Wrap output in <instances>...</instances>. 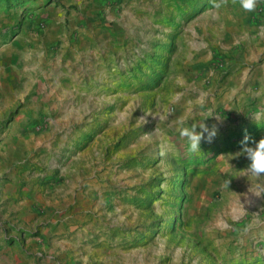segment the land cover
<instances>
[{
	"label": "rangeland",
	"instance_id": "rangeland-1",
	"mask_svg": "<svg viewBox=\"0 0 264 264\" xmlns=\"http://www.w3.org/2000/svg\"><path fill=\"white\" fill-rule=\"evenodd\" d=\"M218 2L0 0V264H264V0Z\"/></svg>",
	"mask_w": 264,
	"mask_h": 264
},
{
	"label": "clouds",
	"instance_id": "clouds-1",
	"mask_svg": "<svg viewBox=\"0 0 264 264\" xmlns=\"http://www.w3.org/2000/svg\"><path fill=\"white\" fill-rule=\"evenodd\" d=\"M232 2L237 3V0H232ZM260 2L261 0H238L240 8L245 12H255ZM225 4H227V0H219V2L215 3L213 6L219 9ZM170 114L171 113H169V115ZM216 117L218 120L220 119V117ZM162 118L166 117L159 116V120ZM175 123L177 126L176 130L179 132V137L185 142L186 150L189 154L201 152V141L207 139L211 142L217 134L216 125L209 127L203 120L186 126L189 124V120L182 117L177 119ZM197 127L200 129L199 131H197ZM248 139V136L244 137V140L241 141L243 145L242 148L235 154L237 157L243 155L249 161L246 168L240 169L242 174L239 176H246L250 180V192L254 193L256 196H262L264 195V137H261L258 141H253L251 145L248 143ZM253 181H255V183H253ZM229 183L230 179L227 181V186Z\"/></svg>",
	"mask_w": 264,
	"mask_h": 264
},
{
	"label": "crops",
	"instance_id": "crops-1",
	"mask_svg": "<svg viewBox=\"0 0 264 264\" xmlns=\"http://www.w3.org/2000/svg\"><path fill=\"white\" fill-rule=\"evenodd\" d=\"M82 3H84L83 7L85 10L80 16L81 30L84 38L83 41L87 42L91 34L94 35L98 30H104L102 26L107 24V0H82ZM100 34L97 33V37Z\"/></svg>",
	"mask_w": 264,
	"mask_h": 264
}]
</instances>
